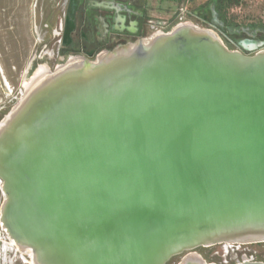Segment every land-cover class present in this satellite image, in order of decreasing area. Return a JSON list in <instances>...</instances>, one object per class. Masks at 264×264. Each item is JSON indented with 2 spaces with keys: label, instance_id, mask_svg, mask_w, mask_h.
Returning a JSON list of instances; mask_svg holds the SVG:
<instances>
[{
  "label": "water",
  "instance_id": "obj_1",
  "mask_svg": "<svg viewBox=\"0 0 264 264\" xmlns=\"http://www.w3.org/2000/svg\"><path fill=\"white\" fill-rule=\"evenodd\" d=\"M262 45L182 22L27 81L0 120V226L30 264L264 242Z\"/></svg>",
  "mask_w": 264,
  "mask_h": 264
},
{
  "label": "flooded vegetation",
  "instance_id": "obj_2",
  "mask_svg": "<svg viewBox=\"0 0 264 264\" xmlns=\"http://www.w3.org/2000/svg\"><path fill=\"white\" fill-rule=\"evenodd\" d=\"M106 1H83L81 21L75 36L76 41L73 38L67 39L66 46L59 52L60 63L63 62V58L77 54L87 58H94L99 52L132 41L138 38V34L142 33L140 19L145 16V9L140 4V0H116L123 7V10L119 13H108L103 10L100 7L103 4L100 5V3ZM213 1L214 3L212 4ZM226 3L227 0H212L203 7L199 5L194 12V17H197L202 25L214 29L230 49H238L249 53L243 48V42L248 40H260L263 42L262 47H264V23L246 22L234 18L229 13L233 6L228 8L227 11L222 9V6L226 5ZM206 6H208L211 13L210 18L207 17ZM204 7L205 9H203ZM15 28L13 17L8 19L0 17V30H6L12 34ZM8 45H11V43ZM19 54V50L4 49L0 43V95L2 96H14L20 86ZM36 66L43 65H37L35 60H30L25 74L34 73L37 69L35 68ZM54 66L49 65L48 67L53 68ZM1 198L0 190V201L2 200ZM227 247L230 249L231 254L229 259L223 262L224 264H234L242 261L245 256L252 261L264 262V242ZM5 255L6 250L0 240V264H7ZM17 262L19 264H30V260L29 263H25L20 258L14 264H17Z\"/></svg>",
  "mask_w": 264,
  "mask_h": 264
},
{
  "label": "crops",
  "instance_id": "obj_3",
  "mask_svg": "<svg viewBox=\"0 0 264 264\" xmlns=\"http://www.w3.org/2000/svg\"><path fill=\"white\" fill-rule=\"evenodd\" d=\"M84 0H0V17H13L15 30L11 34L0 30V43L4 49L19 50L20 65L25 51L35 50L27 59L37 65H57L59 52L68 38L76 41L77 27L81 21ZM144 9L148 0H140ZM99 3V2H98ZM108 13L121 12L123 7L116 0L100 3ZM11 43V45H8ZM39 52H36V51ZM70 55V54H68ZM65 57V56H63Z\"/></svg>",
  "mask_w": 264,
  "mask_h": 264
},
{
  "label": "rangeland",
  "instance_id": "obj_4",
  "mask_svg": "<svg viewBox=\"0 0 264 264\" xmlns=\"http://www.w3.org/2000/svg\"><path fill=\"white\" fill-rule=\"evenodd\" d=\"M212 0H148L145 16L140 19V25L142 26V33L138 34L137 37L148 36L154 32L151 25L159 21H170L174 19L178 13H182L184 21H190L200 26H205L199 23L197 17H194V12L197 7L201 5L203 7L205 4L210 3ZM214 1L212 2V4ZM205 9V7L203 8ZM207 17L210 18V11L208 6H206ZM229 13L234 18L241 19L246 22H262L264 23V0H240L239 4L233 6ZM178 21V20H177ZM151 23V24H150ZM206 27V26H205ZM26 54L20 65V86L25 87L28 78L32 73L25 74V70L28 68L29 55L34 54L35 50L30 49L25 51ZM36 52H39L38 50ZM45 66V65H43ZM41 67V66H39ZM37 68V66L35 67ZM9 96L0 95V109L3 104L7 103ZM7 113V112H6ZM1 203V201H0ZM228 245L218 244L210 247H200L197 252L200 253L207 261L215 262L219 264H224L225 260L229 259L231 254ZM19 264V262H17ZM170 264H175L173 260Z\"/></svg>",
  "mask_w": 264,
  "mask_h": 264
},
{
  "label": "built area",
  "instance_id": "obj_5",
  "mask_svg": "<svg viewBox=\"0 0 264 264\" xmlns=\"http://www.w3.org/2000/svg\"><path fill=\"white\" fill-rule=\"evenodd\" d=\"M182 15H183L182 13H178V15H176L174 17V19H171L170 21H159V22L155 23V25L153 23V25H151V28L154 30V32L168 31L173 26H175L179 23L187 22V21L183 20ZM188 22H190V21H188ZM23 93H24V87L23 86L18 87L15 95L10 96L7 99V103L3 104V107L0 109V120L3 118V116L6 114V112H8L9 109L23 96ZM0 185H1V181H0ZM1 194H2L1 199H3L4 195H3L2 191H1ZM0 240L2 242L3 247L6 250L5 258L7 260V264H14V262L16 260H18L19 258L22 259L23 262L29 263V255L23 254L17 249L15 243H13L11 241V239H9L5 230L3 228H1V226H0Z\"/></svg>",
  "mask_w": 264,
  "mask_h": 264
},
{
  "label": "trees",
  "instance_id": "obj_6",
  "mask_svg": "<svg viewBox=\"0 0 264 264\" xmlns=\"http://www.w3.org/2000/svg\"><path fill=\"white\" fill-rule=\"evenodd\" d=\"M239 2L240 0H227L226 5H223L222 9H224V11H227L228 8L232 6H236L237 4H239ZM179 259H180V256L173 257L172 259H170V261L167 264H170L173 260H175V264H177Z\"/></svg>",
  "mask_w": 264,
  "mask_h": 264
},
{
  "label": "bare ground",
  "instance_id": "obj_7",
  "mask_svg": "<svg viewBox=\"0 0 264 264\" xmlns=\"http://www.w3.org/2000/svg\"><path fill=\"white\" fill-rule=\"evenodd\" d=\"M47 70L46 66H41V67H37V69L35 70V72L29 77L28 81L34 79L35 77L41 75L42 73H44ZM12 241V240H11ZM13 242V241H12ZM14 243V242H13ZM29 255V254H28Z\"/></svg>",
  "mask_w": 264,
  "mask_h": 264
}]
</instances>
